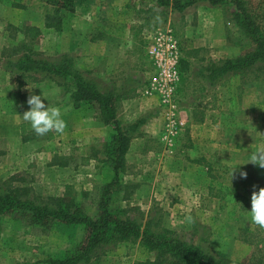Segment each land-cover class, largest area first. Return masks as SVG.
I'll use <instances>...</instances> for the list:
<instances>
[{"label": "rangeland", "instance_id": "1", "mask_svg": "<svg viewBox=\"0 0 264 264\" xmlns=\"http://www.w3.org/2000/svg\"><path fill=\"white\" fill-rule=\"evenodd\" d=\"M186 1L170 0L163 6L157 0H73V11L62 13L59 29H54L44 25L52 10L48 3L0 0V189L17 186L23 197L36 202L67 194L85 212L97 211L102 184L112 177L102 153L112 133L86 143L80 131L95 123L86 119L92 115L91 106L74 105L69 85L24 70L20 63L33 66L30 59L53 60L67 54L82 74L106 90L111 73L98 72L94 53L100 48L93 39L96 15H106L99 18L105 36L129 28L135 33L136 53L128 57L123 53L131 64H122L130 80L133 118L120 123L144 124L147 118H158L156 131L131 132L108 208L141 225L151 219L154 230H168L236 264H264V229L253 225L248 213L252 191L264 187V169L247 163L254 151L264 147V68L255 64L251 70L227 71L210 79L208 74L222 61L244 54L254 43L231 19L233 6L191 0L181 8ZM241 1L264 33V0ZM157 27H169L180 55L191 51L193 58L190 69L179 73L174 93L180 119L185 120L176 131H163L164 120L156 114L160 110L145 88L152 72L145 46ZM42 92L45 104L61 109L67 124L63 134L40 137L23 121L28 96ZM186 101L195 103L188 118L183 111ZM241 171L246 178L240 177ZM82 235L81 225L39 227L2 215L0 264L62 257ZM93 253L90 264H132L154 255L139 238L108 241Z\"/></svg>", "mask_w": 264, "mask_h": 264}, {"label": "trees", "instance_id": "2", "mask_svg": "<svg viewBox=\"0 0 264 264\" xmlns=\"http://www.w3.org/2000/svg\"><path fill=\"white\" fill-rule=\"evenodd\" d=\"M52 6L51 15L47 16L44 25L59 29L60 17L64 12L73 11V0H42ZM191 0L181 4V8ZM211 5H230L231 19L243 35L254 43L251 50L233 58L225 59L216 66L208 77L215 79L218 75L230 71L239 73L257 68H264V33L251 19L241 0H206ZM170 0H157L163 6L169 5ZM175 1H172V4ZM18 4V3H15ZM239 29V30H240ZM240 30V31H241ZM37 31V29H35ZM179 60V73L189 69V52L185 51ZM33 66L25 64L24 70H34L69 85L70 98L74 105L79 103L91 106L102 124L112 125L113 132L108 141L102 145L103 161L110 163L112 177L102 184V190L97 201V211L89 214L82 210L74 197H48L44 201H33L23 197L17 186H4L0 189V216L12 215L21 218L29 224L47 227L51 224L81 225L82 240L66 255L59 258H46L35 264H90V258L95 256L93 251L108 241H126L139 238L140 244L148 252H153L152 259L135 261L132 264H236L221 253L212 254L197 244L178 239L168 230H154L152 220L146 219L141 225L135 218L121 215V212L109 209V198L112 187L118 182V170L123 168V154L127 149L131 132L141 124L122 125L116 117L117 97L106 89L101 90L95 82L87 78L77 69L71 56L62 54L53 60L30 59Z\"/></svg>", "mask_w": 264, "mask_h": 264}, {"label": "crops", "instance_id": "3", "mask_svg": "<svg viewBox=\"0 0 264 264\" xmlns=\"http://www.w3.org/2000/svg\"><path fill=\"white\" fill-rule=\"evenodd\" d=\"M112 7L114 6L112 5ZM105 16L106 15L101 14V16L98 17V14H97L95 18L97 19V21L95 22L96 32L94 34L95 38L93 39H95L96 41V47L100 48L98 49L96 53H94L95 64L97 66L99 73L103 71L111 73V75L109 76L110 80L107 83V89L115 93L117 97L116 117L120 120V122L126 123V122L131 121L133 117H131V115L129 114L131 112L129 108L131 105V101L129 97L131 95L128 94V91H127L129 88L130 80L127 79V76H124L125 75L124 73H126V70L125 68L122 69V64H127V63L131 64V62L130 60L125 59L123 53H125L127 57L134 55V53H136L135 52L136 48L134 46V44L136 43L135 36H134L135 33L133 34L132 29L130 28L128 29L127 27L128 31L124 33L116 31L115 33L114 32L108 33V36H105L104 25L101 24L102 19L101 20L99 19V18H105ZM188 52H189V57H187V59L189 61V69H190L193 58H191L192 57L191 51H188ZM129 64L127 65L130 66ZM134 64L135 63H133V65ZM188 85H190L189 82H188ZM149 99L154 100L156 102V107H157L156 97L152 96ZM194 104H195L194 102L187 103V101L184 104L186 109L184 108L183 111L186 114L185 116L186 118L191 116L190 110H193L192 105ZM153 111L155 112V109H153ZM91 112H92L91 113L92 115L86 117V119H89L90 121L92 120L95 123L85 126L82 129L84 134H82V131H80L81 135L85 136L84 137L85 142L88 144H92L93 142L95 143L97 142L96 141L97 139H100V137L108 136L110 133L113 132L111 126L107 124H102V122L99 121L97 115L95 114L94 109ZM156 114H159V111H157ZM157 123H158V118L156 119L147 118L145 123L140 124L137 129L138 131L139 130L140 131H156L155 129L158 126Z\"/></svg>", "mask_w": 264, "mask_h": 264}, {"label": "built area", "instance_id": "4", "mask_svg": "<svg viewBox=\"0 0 264 264\" xmlns=\"http://www.w3.org/2000/svg\"><path fill=\"white\" fill-rule=\"evenodd\" d=\"M145 55L152 69L146 93L157 99L159 113L164 120L163 131H176L185 123L184 118L180 119L179 108L174 102L181 55L177 39L169 27H157L149 35Z\"/></svg>", "mask_w": 264, "mask_h": 264}, {"label": "clouds", "instance_id": "5", "mask_svg": "<svg viewBox=\"0 0 264 264\" xmlns=\"http://www.w3.org/2000/svg\"><path fill=\"white\" fill-rule=\"evenodd\" d=\"M44 101H47V96L43 92L42 95H29L27 98L29 110L23 113V121L28 122L34 133L40 137L46 136L50 132L63 134L67 124L62 118L61 109L56 106H50L48 103L45 104ZM247 163L264 169V147L254 151L250 155ZM235 171H237V168L231 172V180L233 179V173ZM239 175L241 178L247 177V173L243 171ZM255 187L254 185L253 188L255 189ZM248 213L251 223L260 229H264V187L259 188L258 191H252L251 209ZM187 219L191 221L190 216Z\"/></svg>", "mask_w": 264, "mask_h": 264}]
</instances>
